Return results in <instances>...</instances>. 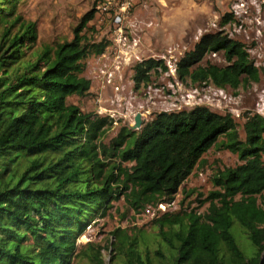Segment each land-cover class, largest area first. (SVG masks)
Returning a JSON list of instances; mask_svg holds the SVG:
<instances>
[{
	"label": "trees",
	"instance_id": "obj_1",
	"mask_svg": "<svg viewBox=\"0 0 264 264\" xmlns=\"http://www.w3.org/2000/svg\"><path fill=\"white\" fill-rule=\"evenodd\" d=\"M21 1L0 0V264H104L100 247L78 243L87 228L121 197L135 212L174 202L213 145L240 164L212 177L206 212L155 219L154 245L117 230L111 249L122 264H264V117L246 115L242 140L232 114L198 106L158 114L139 131L123 127L106 144L112 120L68 102L90 93L86 60L109 47L88 36L97 10L81 18L72 41L39 50L37 24L19 13ZM231 20L224 16L223 25ZM214 54L226 65L203 66ZM175 66L192 85L237 91L259 81L245 46L223 32L203 35ZM133 70L136 88L169 72L155 59Z\"/></svg>",
	"mask_w": 264,
	"mask_h": 264
},
{
	"label": "rangeland",
	"instance_id": "obj_2",
	"mask_svg": "<svg viewBox=\"0 0 264 264\" xmlns=\"http://www.w3.org/2000/svg\"><path fill=\"white\" fill-rule=\"evenodd\" d=\"M119 8L113 0H22L19 5L24 19L37 24L39 50L72 41L81 18L92 9L97 10L95 19L89 24L88 36L91 40L108 42L109 47L104 55L86 60L83 76L91 81L90 93L84 98L73 96L68 102L84 113L99 115L100 106L105 110L100 116H109L113 124L104 142L109 144L123 127L134 126L139 114L144 125L158 114L188 111L198 106L220 114H232L240 138L244 140L246 115L264 117V0H132V8L124 19H119L122 16ZM226 15L232 16V20L223 25ZM217 32L245 46L259 69L258 82L241 86L237 91L220 89L213 84L180 82L174 72L178 60L192 50L203 35ZM121 36L127 42L123 45L122 41L119 48L116 40ZM148 59L164 60L169 72L153 73L148 85L136 88L133 67ZM208 63L226 65L222 54L208 55L202 65ZM222 140L223 137L218 142ZM239 164L237 155L213 145L182 185L175 199L177 205L171 212L181 209L206 212L209 203L203 202L216 190L212 177L220 170ZM191 191L195 192L186 198V192ZM151 206L155 205L147 207ZM143 211L130 209L121 197L113 202L107 217L87 228L79 245L83 250H88L89 244L100 247L104 264H122L111 249L113 232L123 230L137 241L145 235L151 245L155 244L153 221L156 218L143 215ZM74 264L90 262L78 258Z\"/></svg>",
	"mask_w": 264,
	"mask_h": 264
},
{
	"label": "built area",
	"instance_id": "obj_3",
	"mask_svg": "<svg viewBox=\"0 0 264 264\" xmlns=\"http://www.w3.org/2000/svg\"><path fill=\"white\" fill-rule=\"evenodd\" d=\"M113 1L116 2L120 6L119 11L122 14V16H119V19H120V17L122 19H124L123 16H125L126 14H128V12L130 11V9L132 8V0H113ZM116 41L118 43L117 44L118 47L120 48V46L122 44V41L124 43L123 45H125L126 42H127V39L126 38H123L121 36ZM119 52H121V51L119 50ZM174 72H176V66H175ZM99 102H101V100H99ZM105 113H106L105 110L100 106L99 107V112H98L99 116L100 115H104ZM106 117H109V116H106ZM176 205L177 204H176L175 201L172 202V203H170V204L162 203L161 202V203H158L155 206L146 207L144 209V211H143V215L157 219V218L163 216L164 214H166L168 212H171L172 209L176 207Z\"/></svg>",
	"mask_w": 264,
	"mask_h": 264
},
{
	"label": "water",
	"instance_id": "obj_4",
	"mask_svg": "<svg viewBox=\"0 0 264 264\" xmlns=\"http://www.w3.org/2000/svg\"><path fill=\"white\" fill-rule=\"evenodd\" d=\"M143 126V121H142V116L139 114L136 119H135V124L134 126H131L130 129L132 131H139Z\"/></svg>",
	"mask_w": 264,
	"mask_h": 264
}]
</instances>
